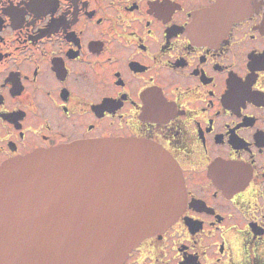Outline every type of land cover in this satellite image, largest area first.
Here are the masks:
<instances>
[{
    "label": "flooded vegetation",
    "instance_id": "obj_1",
    "mask_svg": "<svg viewBox=\"0 0 264 264\" xmlns=\"http://www.w3.org/2000/svg\"><path fill=\"white\" fill-rule=\"evenodd\" d=\"M119 139L185 206L117 264H264V0H0V165Z\"/></svg>",
    "mask_w": 264,
    "mask_h": 264
},
{
    "label": "water",
    "instance_id": "obj_2",
    "mask_svg": "<svg viewBox=\"0 0 264 264\" xmlns=\"http://www.w3.org/2000/svg\"><path fill=\"white\" fill-rule=\"evenodd\" d=\"M185 206L179 166L139 140L78 142L0 168V264H117Z\"/></svg>",
    "mask_w": 264,
    "mask_h": 264
},
{
    "label": "snow or ice",
    "instance_id": "obj_3",
    "mask_svg": "<svg viewBox=\"0 0 264 264\" xmlns=\"http://www.w3.org/2000/svg\"><path fill=\"white\" fill-rule=\"evenodd\" d=\"M156 101H154V100H150L149 98H145V103L149 106V107H151L152 106V104L153 103H155ZM160 103H164L163 101H160ZM4 165L5 164H2V165H0V168H2V167H4Z\"/></svg>",
    "mask_w": 264,
    "mask_h": 264
}]
</instances>
